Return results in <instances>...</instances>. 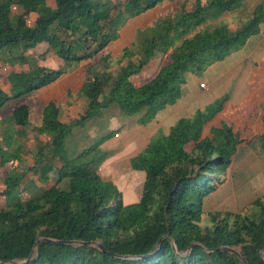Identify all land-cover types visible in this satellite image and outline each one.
<instances>
[{
	"label": "trees",
	"instance_id": "16d2710c",
	"mask_svg": "<svg viewBox=\"0 0 264 264\" xmlns=\"http://www.w3.org/2000/svg\"><path fill=\"white\" fill-rule=\"evenodd\" d=\"M240 1L209 0L183 9L172 28L188 29L205 9H235ZM159 2L0 0V64L7 67L0 109L64 73L40 64L46 54L66 66L87 61L116 39L127 19ZM248 18L233 31L218 24L176 42L155 74L140 85L130 77L140 71L153 41L162 38L158 35L144 47V61L136 66L121 67L114 75L106 69L85 74L80 93L87 109L67 125L57 120L56 107L48 105L37 132L47 133L49 142L37 149L30 170L54 161V182L39 195L15 199L0 209V264H264V196L252 201L247 213H213L209 225L200 226L204 199L223 182L239 143L230 125L205 130L227 94L191 117L178 119L167 135L156 133L129 159L130 169L143 173L139 200L130 205H123L115 186L97 174L105 157L99 145L106 137L73 159L63 148L72 127L97 117L110 104L124 116L142 112L138 123H148L179 98L184 73H201L259 33L264 4ZM154 26L156 33L170 28ZM8 119L26 127L28 108L16 105ZM253 139L258 152L264 153V134ZM12 179L3 180L0 196H8L17 185L19 177Z\"/></svg>",
	"mask_w": 264,
	"mask_h": 264
},
{
	"label": "crops",
	"instance_id": "0c3cea01",
	"mask_svg": "<svg viewBox=\"0 0 264 264\" xmlns=\"http://www.w3.org/2000/svg\"><path fill=\"white\" fill-rule=\"evenodd\" d=\"M47 1L48 4L50 1L52 2V0ZM207 1L209 0H160L152 9L127 19L118 29L116 39L109 42L103 51L91 59L70 66H66L55 59V62H60V65L63 66L64 73L52 83L38 89L45 90L46 95L44 100L38 102L36 108L34 107L35 113L32 114L31 107L29 108L28 105L19 103L28 108L27 125H30L33 131L25 132L23 128L19 127L21 130L12 133L13 136L12 134L10 136L11 141L17 145H20L17 140L18 133L23 138L22 147H20L21 145L13 146L16 147L17 152L16 150L13 151L10 144L9 148L13 151L10 154V164L14 169H19L16 170V173L23 174L22 178L27 181L24 192H29L27 197L39 195L54 182L53 175L57 166L54 161H51L50 164L43 162L38 168L30 170L35 163L34 157L37 149L49 142L47 133L37 132V129L41 127L42 114L47 107L45 106L47 102L50 101V104L56 107L57 120L67 125L77 120L87 109V100L80 93L81 86L86 79L85 74H96L106 69L107 72L114 75L121 67L136 66L139 61H144L142 51L144 47L158 35L162 38L152 42L153 46L146 52L147 58L142 68L135 76L130 77V81L134 85H140L155 74L165 57L181 40L218 24L225 25L229 31H233L239 26L232 30L229 28L232 27L235 20H238L240 10L251 12L258 4H264V0H241L239 8L218 9L216 11L205 9L199 22L191 23L188 29L172 28L183 9H194L197 5H203ZM155 24H164L165 27L170 28L164 32V28L161 27L162 29L160 28L161 30L156 33ZM47 55L50 54H46L45 59ZM1 66L4 65L0 64V68ZM5 68L7 69V67ZM200 78L205 82H197V88L202 90L204 95L196 93L195 84ZM199 84H203V88H199ZM49 90L56 91L57 95L54 92L53 96H49L51 93L48 92ZM224 94H227V100L222 103L220 111L212 121L207 123L205 130L230 125L239 143L231 156L230 164L223 176V182L213 191V194L218 193V196L214 198V203L221 205L225 202L233 203V200L238 201L244 198L241 190L244 188L245 182L247 183L246 191L255 189L256 192L260 193L252 200L254 201L264 196V153H259L257 147L252 144L255 136L264 134V22L259 25V33L249 37L239 49L230 52L220 61L207 66L201 73H184V83L180 87L179 98L174 104L158 111L153 119L145 125L138 123L142 112L132 116H124L116 105L110 104L100 109V114L97 117L90 118L81 126H74L70 129L64 138L65 154L69 159L75 158L82 150L86 149L83 147L84 142H91L95 133L102 134V137H106V139L99 145V149L103 153L105 152V157L97 169V174L101 180L110 182L115 186L120 193L123 205H125L123 199H126L127 202L130 198H138L139 200L143 178L141 179L139 174L130 172L133 170H129V159L141 152L156 133L167 135L177 118L191 117L196 110H202L204 106ZM48 96L49 101L46 100ZM2 112L0 111V123L8 121V119H4ZM33 116H37V120L32 122ZM103 117L111 120L115 127L121 128L120 132L110 131L109 127L105 128L101 123ZM110 132L113 133L111 137ZM5 136L7 135L0 133V143L2 142L1 137L5 139ZM111 140H117L119 144L116 145L115 149L108 150L106 154L103 145ZM240 151L241 154L237 158L238 165L235 168L237 176L234 186L227 188L228 183L234 182V178L228 181L227 170L230 167L232 169V164L236 161V154ZM47 167L49 170H46ZM40 174H44V177H39ZM126 176L129 179L125 182L124 177ZM0 181L1 192L4 185L2 178ZM30 181H34V184ZM137 182L139 189L136 192ZM27 187L32 188L27 190ZM6 206L7 203L3 196H0V209H4Z\"/></svg>",
	"mask_w": 264,
	"mask_h": 264
},
{
	"label": "rangeland",
	"instance_id": "374dc122",
	"mask_svg": "<svg viewBox=\"0 0 264 264\" xmlns=\"http://www.w3.org/2000/svg\"><path fill=\"white\" fill-rule=\"evenodd\" d=\"M249 15H250L249 10H242V11L240 10V12H238V20H235L234 23L232 24V27H230L229 29L232 30V29H234V28H236L238 26L241 27V26L245 25L248 22V20H249V18H248ZM42 64H44L47 67L53 68V69H56V68L62 69L63 68V66L60 65V62H58V63L55 62L54 57H51L50 55L46 56V59L42 62ZM6 73H7V69L5 68V66H1V68H0V88H5L6 87V81H5ZM203 81L204 80H201V78L196 81L195 86H196V93L197 94L204 95V92L197 88V82H203ZM48 92H51L49 94V96H53L54 92H55V95H57L56 91L53 92L52 90H49ZM45 95H46V91L45 90H38L36 92H32V93H29L27 95H24V96H22V97H20L18 99H11L1 108L0 111H3L2 115L4 116V119L7 120L11 110L13 109V107L18 105L19 103H24V104L28 105L29 108L31 107V112H32V114H34L35 113L34 107L36 108L37 103L38 102L40 103V102H42L44 100ZM49 96L46 98V100H48ZM50 103H51L50 101L47 102V104L45 106L50 105ZM178 119H181V118H177V120ZM31 120H32V122L34 120H37V116H33L31 118ZM101 123L104 125L105 128L109 127L110 131L114 130L117 133H119L120 130H121V128L115 127L111 123V120H108L105 117H103L101 119ZM15 128H18V129L16 130ZM20 130L21 129L19 127L12 125L9 122V119H8V121H4V122L0 123V133H4L8 137L7 140H5V139H3L1 137L2 142L0 143V146H2V147H0V155L4 154V158H1V156H0V166H1L0 179L2 178V180H4L5 178H13L14 180L12 179V181L14 182L16 180V178L19 177V180H17V185H14V187L10 188V194H8V196H6V197H3V199H4V201L6 203H10V202L14 201L15 199H23V197H27V195L29 193V192L28 193H24L25 189H26L25 186H26L27 181H25L22 178L23 174H21L20 172L16 173V170L18 171L19 169H14V167L11 166V164H10V154L13 153V151H15V150L17 152V149H16L17 146H20V145H21L20 147L23 146L22 145L23 138H22V136H20L19 133H18L19 136H18L17 140H18L20 145L14 144L13 141H11L10 136H11L12 133H17ZM23 130H25V132L33 131L32 127H30V125H27L26 127H24ZM112 134L113 133L110 134V137H111ZM12 136H13V134H12ZM92 137H93L92 141L91 142H84V146L83 147L88 148L89 146L93 145L96 140H98L100 137H102V134L95 133V134H93ZM10 144H11V147L16 145V147H13V151H12V149L9 148ZM118 144H119V141L111 140L109 142H106L103 145V149L106 151V154H107L108 150L115 149L116 145H118ZM239 154H241V151L236 154V159H235L236 161L232 164V169L230 167V169L227 170L228 181H230L231 179L233 180V178H234V182L233 183L232 182L228 183L227 184V188L234 186L235 179H236L235 177L237 176V174L235 173V168L238 165L237 158L239 157ZM11 161H13V160H11ZM129 170H131V169H129ZM130 172H133L134 174H139L141 176V179L143 178V173L140 172V171H130ZM53 178H54V175H53ZM127 179H129L128 176L124 177V181L125 182L127 181ZM30 183L34 184V181H30ZM63 186L67 189L66 185H63ZM246 186H247V183L245 182L244 188L241 190L242 191V195L244 194V198L239 199L238 201H234L233 200V203L225 202V203H223L221 205H217L216 203H214L215 202L214 198L216 196H218V193L213 194V192H212L211 194H209L204 199V205L202 207L203 213L201 215L202 219H201V222H200V226L203 227V226L209 225V217L208 216L212 215L213 213H223V212H226V211L227 212H231V213H247V212H249L252 209V205H251L252 200L255 197H257L260 193L256 192L257 190H255V189L251 190V191H246L247 190V189H245ZM3 188H5V187L3 186ZM31 188L32 187H30V188L27 187V190H29ZM138 189H139V185H138V182H137V184H136V192L138 191ZM122 201L125 203V205H130V204H127V203H132L133 204V203L138 201V198H136V199L135 198H133V199L130 198L129 202H127L126 199H123Z\"/></svg>",
	"mask_w": 264,
	"mask_h": 264
},
{
	"label": "built area",
	"instance_id": "2783aa9c",
	"mask_svg": "<svg viewBox=\"0 0 264 264\" xmlns=\"http://www.w3.org/2000/svg\"><path fill=\"white\" fill-rule=\"evenodd\" d=\"M203 86H204L203 84H199L198 85L199 88H203Z\"/></svg>",
	"mask_w": 264,
	"mask_h": 264
}]
</instances>
